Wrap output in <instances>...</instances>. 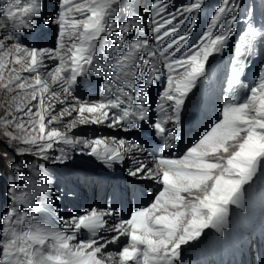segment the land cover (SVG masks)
Returning a JSON list of instances; mask_svg holds the SVG:
<instances>
[{"label":"snow or ice","instance_id":"1","mask_svg":"<svg viewBox=\"0 0 264 264\" xmlns=\"http://www.w3.org/2000/svg\"><path fill=\"white\" fill-rule=\"evenodd\" d=\"M202 2L192 0L169 11L166 0H152L154 45L142 37L125 39L135 26V17L126 24L109 22L119 0H57L55 14L49 18L44 17L43 0H25L23 6L22 0H8L0 8V89L14 93L0 117V135L15 154L49 161L55 144L80 145L82 152L109 168L128 156L134 165L130 176L155 180L163 186L147 206L131 211L130 218L109 224L107 218L114 216L111 209L91 208L64 220L61 227H53L34 211L38 196L51 203L45 194L48 190L37 191L27 180L23 187L13 185L8 189L11 205L0 215V264H175L182 245L200 237L205 229L222 231L227 226L229 206L243 207L244 186L264 172V65L253 85L241 79L257 43L264 42V29L258 30L251 23L237 33L230 98L224 102L222 118L218 117V122L180 158L153 156L158 165L154 171L135 158L134 153L145 149L134 141L115 136L71 137L54 126L72 111L78 121L66 125L68 131L77 122H107V127L124 132L147 122L152 134L163 140V148H173L175 133L167 125L179 122L185 98L205 75L210 57L221 52L237 32L239 4L221 0L206 30L178 56L191 37V28L180 33L188 19L186 14L198 11ZM41 24L56 27L54 49L25 46L17 40L16 32L35 30ZM105 36L112 46L100 43ZM45 60H59V64L48 70ZM8 65L11 67L5 77ZM161 65L167 83L156 105L159 118L153 121L145 89L161 72ZM41 69L51 84L42 78ZM90 69L104 77L102 99L77 101L78 108L70 106L72 111L63 108L57 114L54 102L65 104L72 97L77 78ZM52 85L59 86L63 95L52 90ZM241 89L248 90L242 102L236 99ZM59 152L53 163L67 159L65 148ZM29 168L40 175L35 164ZM13 169L18 175L23 172L15 162ZM82 229L89 234L87 240L78 239ZM102 231L112 235L106 237ZM121 237H126L127 243L105 256L107 246L118 243Z\"/></svg>","mask_w":264,"mask_h":264},{"label":"rangeland","instance_id":"2","mask_svg":"<svg viewBox=\"0 0 264 264\" xmlns=\"http://www.w3.org/2000/svg\"><path fill=\"white\" fill-rule=\"evenodd\" d=\"M7 2L8 0H0V8L5 7ZM24 2L25 0H22L21 6ZM166 2L169 4V11H175L176 7L187 5L192 0H166ZM236 2L239 4L236 12L238 20L235 24L237 32L233 33L229 43L221 52L210 57L205 66V75L197 80L196 86L185 98L179 122L167 125L175 133L173 148L164 149L163 140L152 134L153 130L147 127V122H144L143 127L129 132H124L122 128H109L107 122L83 125L77 122L76 127L68 131L66 125L71 121H78L77 113L72 111L71 116H65L62 122L54 126L61 132H67L71 137L93 139L115 136L130 142L134 141L140 144L145 152L133 155L145 164L148 161L147 165L151 166L154 171L158 165L153 162V156H165L169 159L180 158L188 147L193 146L202 135L210 130L213 123L218 122V117L222 118L224 102L226 98H230L229 80L233 70L232 60L238 47L237 33L246 28L249 23L258 30L264 29V0H236ZM151 3L152 0H119L117 12L109 19V22L126 24L135 17V26L125 36V39L131 41L142 37L154 45ZM220 3L221 0H203L198 11L186 14L188 19L181 26L180 33L183 34L191 28V37L188 45L177 54L178 56L206 30L207 24ZM57 6V0H43L44 17L53 16ZM193 17L195 18L194 24L192 23ZM10 31L14 30L10 29ZM41 33H45L46 36H40ZM15 35L17 40L25 46L49 49L56 47L57 30L54 25L41 24L35 30H20ZM41 37L44 41H41ZM100 43L107 47L112 46L106 36ZM58 64L59 60H45L48 70ZM262 65H264V42H258L255 53L244 67L241 79L246 84L253 85L258 79ZM10 67L11 65H8L4 69L5 77L9 75ZM41 75L51 84L50 77H47L44 69H41ZM166 77V70L161 65V72L145 89L146 106L150 109L149 115L153 121L159 118L156 105L160 102V94L166 86ZM51 87L52 90L63 95L59 86L52 85ZM247 93V89L238 90L237 101L242 102ZM13 94L0 89V117L4 115ZM103 95L104 77L99 75L95 69H90L86 75L77 78V82L72 86V97L68 98L65 104L54 102L56 113L59 114L63 108L72 110L70 106L78 108L77 101L98 102ZM85 115L88 114L85 113ZM2 130L0 126V131ZM60 148H65L67 159L64 163H53L52 160L60 155ZM49 156L51 158L49 161L40 160L32 155L18 157L8 146L5 138L0 135V215L11 205L8 189L13 185L23 187L26 180L30 181L37 191L44 188L48 190L45 194L51 203L43 202V195L38 196L35 199L38 208L34 211L39 219L53 227H61L64 220L82 214L91 208L111 209L114 216L108 217L110 218L109 224L130 218L131 211L147 206L154 199V193L158 189L162 190L163 187L155 180L130 176L129 171L134 165L128 156L123 162L114 163L109 168L94 156L82 152L80 145L72 147L62 143L55 144ZM14 162L23 167V172L19 175L13 169ZM32 164L37 166L36 171L40 175L30 170L29 166ZM244 189L243 207L229 206L227 226L222 231L213 228L205 229L200 237L182 245L180 257L175 264H264V172L254 178L249 185H245ZM29 211L33 210L29 209ZM250 228H255V232H250ZM101 235L108 237L112 234L102 231ZM88 237L87 231L82 229L78 239L87 240ZM126 243L127 238L121 237L118 243L108 245L106 251L116 253ZM217 245L220 246L219 249L216 248ZM256 250L260 256L259 263H257L258 259H255ZM216 256H218L217 260H215Z\"/></svg>","mask_w":264,"mask_h":264},{"label":"bare ground","instance_id":"3","mask_svg":"<svg viewBox=\"0 0 264 264\" xmlns=\"http://www.w3.org/2000/svg\"><path fill=\"white\" fill-rule=\"evenodd\" d=\"M49 35H50V34H49ZM40 36H43V37H44V36H46V34H45V33H41ZM43 39H44V38L41 37V41H42ZM43 41H44V40H43ZM47 61H48V60H47ZM60 90H61V88H60ZM67 100H69V99H67ZM71 101H72V100H71ZM70 111H72V110H70ZM164 153H165V151H164ZM136 155H137V154H136ZM164 157H165V156H164ZM146 163L148 164V161H147ZM155 167H156V166H155ZM153 170H154V169H153ZM108 221H110V218H108ZM247 230H248V229H247ZM249 231H250V232H255V228H250ZM216 248L219 249L220 246L217 245ZM238 250H240V247H238ZM104 251H105V256H106L107 253H112V252H108V251H106V250H104ZM259 251H260V250H259ZM256 252H257V250H256ZM259 257H260V256H259V253L257 252L256 257H255V259H258V261L256 260L257 263H259V261H260ZM101 258H103V257H101ZM217 259H218V256L215 257V260H217ZM219 261H220V260H219Z\"/></svg>","mask_w":264,"mask_h":264}]
</instances>
